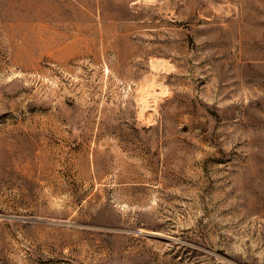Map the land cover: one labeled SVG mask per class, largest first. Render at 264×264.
<instances>
[{
  "label": "rangeland",
  "instance_id": "rangeland-1",
  "mask_svg": "<svg viewBox=\"0 0 264 264\" xmlns=\"http://www.w3.org/2000/svg\"><path fill=\"white\" fill-rule=\"evenodd\" d=\"M0 264H264V0H0Z\"/></svg>",
  "mask_w": 264,
  "mask_h": 264
}]
</instances>
